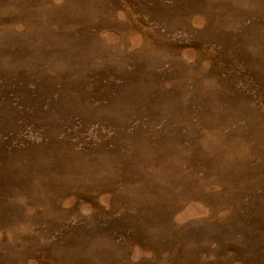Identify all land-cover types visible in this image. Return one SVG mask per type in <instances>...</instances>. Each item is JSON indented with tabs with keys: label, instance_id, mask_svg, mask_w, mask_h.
<instances>
[{
	"label": "rangeland",
	"instance_id": "obj_1",
	"mask_svg": "<svg viewBox=\"0 0 264 264\" xmlns=\"http://www.w3.org/2000/svg\"><path fill=\"white\" fill-rule=\"evenodd\" d=\"M0 264H264V0H0Z\"/></svg>",
	"mask_w": 264,
	"mask_h": 264
}]
</instances>
